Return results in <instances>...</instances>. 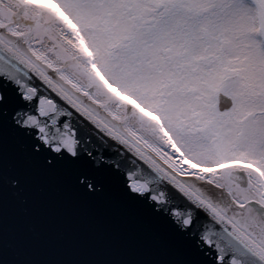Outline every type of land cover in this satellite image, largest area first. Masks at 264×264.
Listing matches in <instances>:
<instances>
[{
	"label": "snow or ice",
	"instance_id": "snow-or-ice-1",
	"mask_svg": "<svg viewBox=\"0 0 264 264\" xmlns=\"http://www.w3.org/2000/svg\"><path fill=\"white\" fill-rule=\"evenodd\" d=\"M28 166L163 222L174 264H264V0H0L3 133Z\"/></svg>",
	"mask_w": 264,
	"mask_h": 264
},
{
	"label": "water",
	"instance_id": "water-1",
	"mask_svg": "<svg viewBox=\"0 0 264 264\" xmlns=\"http://www.w3.org/2000/svg\"><path fill=\"white\" fill-rule=\"evenodd\" d=\"M19 148L3 133L0 264H174L179 245L163 222L122 195L123 178L105 174V192L85 196L70 167L28 166L24 191L8 180L20 171Z\"/></svg>",
	"mask_w": 264,
	"mask_h": 264
}]
</instances>
